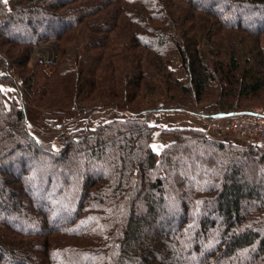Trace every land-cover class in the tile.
Listing matches in <instances>:
<instances>
[{"label": "trees", "instance_id": "1", "mask_svg": "<svg viewBox=\"0 0 264 264\" xmlns=\"http://www.w3.org/2000/svg\"><path fill=\"white\" fill-rule=\"evenodd\" d=\"M207 1L2 2L0 191L12 201L0 203V264H264L263 174L258 185L245 181L264 173V146L193 127L165 129L172 140L159 153L151 144L150 118L162 110H264V0ZM234 8H249V19ZM49 41L58 43L54 61L34 54ZM5 82L17 96L6 98ZM30 108L118 116L63 133L54 147L29 130ZM18 153L32 154L31 165ZM60 161L79 178L56 185ZM35 180L57 186L48 205L28 187ZM59 212L70 215L59 221Z\"/></svg>", "mask_w": 264, "mask_h": 264}, {"label": "rangeland", "instance_id": "2", "mask_svg": "<svg viewBox=\"0 0 264 264\" xmlns=\"http://www.w3.org/2000/svg\"><path fill=\"white\" fill-rule=\"evenodd\" d=\"M222 1L221 0H208L207 3H209V5H215L216 7H220L221 5L224 4ZM236 8H238L237 5H236ZM236 8L231 10L230 13H232L233 15H236V13L239 12L238 14L242 15L243 19L248 18V16L245 17V15L247 13H250L249 8H245V12H243V10H241V12H240ZM260 12L259 13L261 15L262 14L264 15V11H260ZM56 43H57L56 41H49L46 43V45L44 44L45 46L38 47L36 49L37 53L34 52V54L36 56H38V54H42V56L44 57V59H42V60H44V61H54L56 59L57 51H58V43L57 44ZM55 52H56V55H55ZM171 61H172L171 66L177 72V76L182 77V78L185 77V73H184L183 69L181 68L180 62L175 58H173ZM5 83H9L12 85V88L6 89V92H7V93H5L6 98L8 99V98H12V97L17 96V91H16L14 84L12 82H5ZM7 103H8V101H7ZM254 109L263 110V108L259 105L256 106ZM240 112H243V111H240ZM27 115L29 117L27 126H28L29 130L31 131V133L36 137V139L38 141H40L42 143H52L54 145V147H60L61 144H60L59 136L61 134L70 133L72 131L77 130L79 127H84L87 124L90 125L91 127H94V126L98 125L103 119H109V118L118 116V113L105 111L102 113L94 114L92 116L83 115V116L77 117L78 116L77 110L75 108H70L65 113L58 114V115L51 114L48 111L30 108V109H27ZM197 118H199V120L202 119L201 122L199 121V123L201 124V126H204L203 129L202 128H197V129H200L202 132H204L205 136L207 135L208 137H210L212 139H216V140H224L226 142H230V143H233V144L238 145V146L247 145L246 140L242 137V135L238 131L224 132V131L214 130L212 128V124H213L215 116L214 117H208V116L193 113L190 111H171V110L170 111L169 110L159 111V112L155 113L150 118V122L154 124V126H155L154 128L156 129V131H155V129L153 130V136H154V131H155L154 141L156 140L157 137H160V136L166 137V135H165L166 133L163 132V131H165V129H168L171 127H186L183 125H176V124H182L183 122L186 124L190 120L194 121ZM172 124H174L175 126H172ZM193 128H195V127H193ZM168 137H170V136L168 135ZM171 138L172 137H170V139ZM152 139H153V137H152ZM156 143L158 144V140H156ZM160 147L161 146L159 144L155 146L156 149H159ZM31 155L32 154H30V153L29 154L18 153L17 154L18 161L22 162L24 160V161H27L28 165H31L30 162H28V160L26 159L27 156L30 157ZM42 165L46 166V164H44V163H42ZM15 167L17 168V166H13L12 170L15 173H17L18 171L16 170ZM79 169H81V168L79 167ZM99 170L100 169L98 166H95L92 164L91 167L89 169H87L86 171L89 172L91 175H96L100 172ZM54 171H55L54 173L56 175L53 177H54V179H56V181H55L56 185L60 183L62 177L66 178L68 176L69 177L71 176L72 179L77 180L79 178L78 175H80L82 173L81 170H75V168H73L71 165L66 166L62 161H60L56 165H54ZM261 174H263L262 180H264V173H256V176L254 175L251 179L246 178L245 181H250V182L254 181V183L258 185V183L260 182V178L258 179V177ZM241 181L243 182L244 180H241ZM259 184H260L259 185L260 192L264 193V184L261 182ZM56 185L54 184L50 188V190H46L45 188H43V183L41 181L35 180L34 182L28 184V187L31 189L33 195L39 199L40 205L43 207V205L49 204L50 196L55 193V190L57 187ZM8 189H11V188L8 187ZM33 189L36 191V193L33 192ZM79 189H80L79 186L72 189V191L69 194L71 199H73V198L76 199L75 192H77V190H79ZM0 190H2V189H0ZM7 195H8V192H6V194H4L3 192L0 191V203L1 204L6 205L12 201V199L7 197ZM246 200H249V201H246ZM246 200H245L246 202L243 203L244 208H248L249 207L248 205L250 203L256 202L257 197L253 196V198L246 199ZM218 203H219V199L214 200L212 205H211V208L213 209V211H215L214 213L217 212L216 207H217ZM60 209H62V208H60V206L57 207L56 213H58V211H61ZM209 210H211V209H209ZM69 215L70 214L67 212H59L57 219L59 221H62L63 219H65V217H69ZM1 216H3V217L5 216L2 211H1ZM26 227L32 228L33 224H31V223L26 224ZM169 228L170 227L166 228V230L168 232L171 231ZM24 259H25V262L28 264H32V261L34 260L33 258H30V257H25ZM10 264H15V263L11 262Z\"/></svg>", "mask_w": 264, "mask_h": 264}, {"label": "built area", "instance_id": "3", "mask_svg": "<svg viewBox=\"0 0 264 264\" xmlns=\"http://www.w3.org/2000/svg\"><path fill=\"white\" fill-rule=\"evenodd\" d=\"M212 128L224 132L238 131L246 140L247 145L264 146V111L261 109L215 116Z\"/></svg>", "mask_w": 264, "mask_h": 264}, {"label": "crops", "instance_id": "4", "mask_svg": "<svg viewBox=\"0 0 264 264\" xmlns=\"http://www.w3.org/2000/svg\"><path fill=\"white\" fill-rule=\"evenodd\" d=\"M5 2V6H7V7H9V6H11V2H10V0H0V5L2 6V2ZM1 6H0V9H1ZM57 44V43H56ZM46 45V44H45ZM45 45H41V47L42 46H45ZM38 47H40V46H38ZM38 47H34V52H36V49L38 48ZM57 49V48H56ZM37 53V52H36ZM55 55H56V52H55ZM38 56L41 58V59H44V57L42 56V54H38ZM55 57V56H54ZM2 69H0V73H2ZM10 88H12V85L11 84H9V83H2L1 84V89L3 90V92L4 93H7L6 92V89H10ZM201 120L202 119H200L199 120V118H197L196 120H190L188 123H182V124H176V125H183V126H186V127H195V128H202L203 129V127L204 126H201V124L199 123V121L201 122ZM152 125H154L153 123H151ZM172 126H175L174 124H172ZM80 128V127H79ZM155 131H156V129H155ZM155 131H154V136H153V139H152V147H153V149H154V151L155 152H159L171 139H170V137H168V136H166V137H157L156 138V140H158V144L161 146L159 149H156L155 148V146L156 145H158L157 143H156V140L154 141V138H155Z\"/></svg>", "mask_w": 264, "mask_h": 264}]
</instances>
